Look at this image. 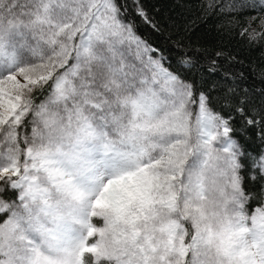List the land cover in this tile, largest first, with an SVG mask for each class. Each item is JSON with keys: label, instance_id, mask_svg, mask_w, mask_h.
Here are the masks:
<instances>
[{"label": "snow or ice", "instance_id": "snow-or-ice-1", "mask_svg": "<svg viewBox=\"0 0 264 264\" xmlns=\"http://www.w3.org/2000/svg\"><path fill=\"white\" fill-rule=\"evenodd\" d=\"M0 264H264V0H0Z\"/></svg>", "mask_w": 264, "mask_h": 264}]
</instances>
